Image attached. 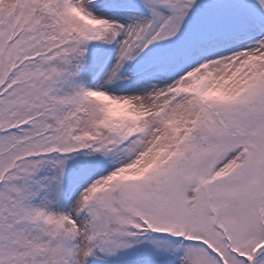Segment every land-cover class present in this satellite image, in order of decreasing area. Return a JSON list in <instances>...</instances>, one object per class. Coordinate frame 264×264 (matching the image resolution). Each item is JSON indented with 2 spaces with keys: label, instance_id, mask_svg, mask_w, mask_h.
Returning a JSON list of instances; mask_svg holds the SVG:
<instances>
[{
  "label": "snow or ice",
  "instance_id": "obj_1",
  "mask_svg": "<svg viewBox=\"0 0 264 264\" xmlns=\"http://www.w3.org/2000/svg\"><path fill=\"white\" fill-rule=\"evenodd\" d=\"M0 264H264V0H0Z\"/></svg>",
  "mask_w": 264,
  "mask_h": 264
}]
</instances>
